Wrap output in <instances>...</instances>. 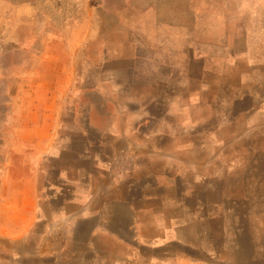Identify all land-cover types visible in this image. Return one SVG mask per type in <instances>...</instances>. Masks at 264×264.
Returning <instances> with one entry per match:
<instances>
[{
	"label": "rangeland",
	"instance_id": "rangeland-1",
	"mask_svg": "<svg viewBox=\"0 0 264 264\" xmlns=\"http://www.w3.org/2000/svg\"><path fill=\"white\" fill-rule=\"evenodd\" d=\"M46 121L47 134L11 132ZM126 126L154 147L105 133ZM3 127L7 142L47 140L38 184L75 178L93 156L124 173L141 162L159 174L165 201L150 214L170 250L264 264V0H0ZM12 186L0 180V264H61L50 259L65 235L59 202L28 214Z\"/></svg>",
	"mask_w": 264,
	"mask_h": 264
},
{
	"label": "crops",
	"instance_id": "crops-1",
	"mask_svg": "<svg viewBox=\"0 0 264 264\" xmlns=\"http://www.w3.org/2000/svg\"><path fill=\"white\" fill-rule=\"evenodd\" d=\"M50 99H46L47 103ZM49 125L47 121L42 124L25 123L22 127L13 126L11 132L47 134L52 129ZM127 128L120 133L113 130L105 133L117 139V146L125 138L129 143L127 147H154L151 142L140 140H132L133 145L127 138L131 140L130 133L134 128ZM5 131L4 127L0 128V165H12L15 170L24 173L4 171L0 174V180L12 178L14 196L20 199L23 211L37 213V199L41 208L59 202L55 209L65 228V235L61 242L63 247L56 251V255L50 256L51 260L60 261L61 264H91L92 261L93 264H149L154 258L162 264H192L191 259L185 261L181 257L180 250L175 251L173 246L170 250V245L164 242L159 232L166 226L156 214H150L153 210L149 205L165 201V196L154 188L158 183V172L150 177L141 162H136L133 170L124 173L112 159L93 156L88 166L77 165L73 168L77 174L75 178L70 179L68 172L61 170L58 183H54L51 176H46L38 184L37 165L46 163L50 154L42 151L38 145L41 142L46 145L47 140H38L34 144L25 140L11 143L3 139ZM95 132H100L101 138L100 142H96L103 144L106 141L103 140L104 132L94 129L90 133ZM95 147L93 144L92 148ZM53 183L58 188L56 200L53 199ZM47 228L52 229V222L48 227L46 225ZM150 228L154 230L156 238H149ZM46 243L52 244V237L46 238Z\"/></svg>",
	"mask_w": 264,
	"mask_h": 264
}]
</instances>
